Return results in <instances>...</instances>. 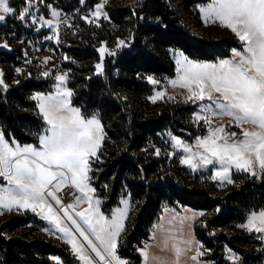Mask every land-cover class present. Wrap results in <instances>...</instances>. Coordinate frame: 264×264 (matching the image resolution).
<instances>
[{
  "label": "trees",
  "instance_id": "16d2710c",
  "mask_svg": "<svg viewBox=\"0 0 264 264\" xmlns=\"http://www.w3.org/2000/svg\"><path fill=\"white\" fill-rule=\"evenodd\" d=\"M37 1L75 17L72 29L61 31L60 42L54 49L66 59L61 66L70 71L68 86L73 91V104L84 114L96 113L105 131L97 154L100 159L92 165L98 171L97 188L102 183L109 185L108 205H115L126 191L131 196L134 210L126 221L122 241V253L129 263H140L135 247L149 239L150 228L161 213L162 204L167 202L209 213L196 222L194 231L201 245L219 263H224L220 251L226 243L241 256L240 264H259L262 258L256 247L264 246L262 240H253L254 234H232L219 229L244 223L251 212L264 210V175L258 178L235 172L236 185L218 193L210 186L187 179V170L178 168L173 161L146 150L149 142L167 130L179 134L185 117L181 111H188V115L193 111L190 106L169 111L145 98L151 92L147 75L168 78L175 74L176 65L168 49H178L195 60L215 61L229 57L231 49L242 47L227 29L210 28L216 34L213 36L210 32L198 35L191 30L181 9L189 10L210 0H178L179 4L175 0H136L132 4L111 0L107 6L109 23L128 31L131 43L115 55L105 56L102 74L96 73L95 62L100 59L98 39L104 37L91 36L93 32L100 33V29L79 17L80 12L93 8L100 0ZM24 3L25 0H11L17 11ZM47 36L48 30L28 19L22 22L8 16L0 25V40L5 38L10 46L0 49V65L9 84L6 88L0 86V131L19 144L36 145L45 133L48 125L31 96L35 92H51L55 80L29 72V76L14 84L12 70L33 56L35 51L26 43L34 49L39 45L45 49ZM32 221L41 222L34 215H10L0 221V264H54L50 255L61 256L67 264L75 263L65 245L36 234L30 227ZM17 231L21 233L13 235Z\"/></svg>",
  "mask_w": 264,
  "mask_h": 264
},
{
  "label": "snow or ice",
  "instance_id": "6c2138e0",
  "mask_svg": "<svg viewBox=\"0 0 264 264\" xmlns=\"http://www.w3.org/2000/svg\"><path fill=\"white\" fill-rule=\"evenodd\" d=\"M83 2L84 0H81V3ZM103 6V4L96 5L95 10L90 13L91 17L96 19H99L101 15L106 17V13L100 12ZM31 8V0H25L19 11L11 6V0H0V22L6 21L8 16H14L24 22L32 16ZM202 11L208 18L213 21L218 20L221 26L235 33L244 47L242 50H232L233 57H238V60H222L219 64L197 63L185 57L186 67L184 76L181 78L184 83L181 86L192 92L191 85L195 84L198 91L192 92L189 99L193 96L199 100L207 98L216 107L228 110L227 114L234 116L238 122H250L261 129L260 132L243 130V140L233 143L225 141L220 145H216L215 139L209 141L208 138L203 140L197 138L200 146L204 147L206 152H211L212 157H216L221 164V169L217 170L212 178L222 177L228 183H232L233 181L229 178V166L234 165L237 169L249 171L253 164L251 158L253 155L259 162L260 169L264 170V0H212V3ZM52 15L58 16L59 13L53 11ZM83 19L88 21L90 18L85 16ZM32 23L36 24L38 20L33 18ZM45 23L49 27L52 25L51 21H45ZM126 45L127 41L118 40L117 47ZM7 46V44L3 45V47ZM99 52L101 62L95 65L98 73L103 71L102 63L105 53L115 55V51H108L103 45ZM17 71L19 72L20 69ZM43 75L48 76L49 73L45 72ZM2 76L3 74L0 73V86L6 88ZM55 79L59 82L55 94L37 93L32 97L39 101L38 107L48 125L45 134L39 136V146H20L15 140L10 144L0 132V177H4L11 185V187L0 189V210L7 208L11 211L12 206H18L35 212L37 207L44 206L51 214L57 229L66 235H71V230L67 226H61L52 204L47 202L46 197L60 205L61 200L56 193L62 190V185L67 186L66 182L69 178L71 184L81 193H84L85 189L88 192H95V189L85 182L90 180L88 173L92 171L91 158L100 159L97 153L102 146V126L96 116L86 118L79 108L72 106L70 98L73 96V91L64 86L67 73L57 75ZM148 80L153 84L159 83L152 77H148ZM171 83L176 84V81ZM213 92L218 93L220 98L228 103H222L220 98L213 100ZM163 95L162 92L157 93V97ZM157 97H152V101L155 102ZM232 109L236 111L233 112ZM223 131V127L216 129V132ZM228 135L234 137L237 134L232 132ZM220 139L223 138L220 137ZM176 143L183 146L178 139ZM209 143L213 147H209ZM184 150L190 151L186 146ZM201 162L212 164L213 160L207 156H201ZM181 163L195 167L192 160L187 157L183 158ZM251 174L255 176L256 172L252 171ZM76 200L79 202L80 197H76ZM122 203L128 202L125 200ZM96 205H99V200L96 201ZM72 207L71 204L67 205L62 208V211L96 257L105 264H111V261H106L105 255L89 237V232L96 241L100 242L115 264H126L116 255L117 237L125 231L126 210L115 209L109 219L90 202L88 209L76 213L87 225L85 229L69 214L68 209ZM200 214L203 215V213ZM239 227L264 233V212L252 213L248 222ZM261 238L264 239V236ZM70 243L73 245V251L79 253V259L91 264L89 258L83 255V245H78L75 238ZM146 248L147 245L140 249L145 264L149 260ZM179 253L180 250L177 249V255ZM197 254L202 255L199 251ZM152 259L157 260L155 257ZM191 259L196 260V256Z\"/></svg>",
  "mask_w": 264,
  "mask_h": 264
},
{
  "label": "rangeland",
  "instance_id": "374dc122",
  "mask_svg": "<svg viewBox=\"0 0 264 264\" xmlns=\"http://www.w3.org/2000/svg\"><path fill=\"white\" fill-rule=\"evenodd\" d=\"M110 1L111 0H107V3H105V0H100L96 4V5L98 4L104 5L100 9L101 13L107 14V6ZM135 1L136 0H124L123 2L124 4H132ZM179 3L180 1L175 0V4H179ZM210 3H212V0L204 4L196 5L189 10L181 9V13L185 21L189 24L191 30L198 35H205L211 33L213 36L216 34L215 32L209 31L210 28H212V30L227 29L236 37V39L239 41V43L242 46L241 49H237V50H242L244 45L239 40V38L236 36L235 33H233L230 29L221 26L218 20L213 21L212 19L208 18L206 13L202 11V9H205ZM31 4L32 6H34L33 8H31L32 16L28 17L27 19L32 23V19L36 18L38 20V23H36L35 25H37L39 28H45V30H48V36L44 39L45 41L44 46L46 47L45 49H41L42 46L39 45L38 49H34V46H31L29 42L26 43V45L29 46V49L35 52L33 56L27 58V60L24 61L20 67H17L16 69L12 70L13 75L15 76L12 82H14V84H17L21 82L24 77L26 78L27 76H29V72H34V73L37 72L39 75L43 77L49 76L50 78H54L55 83L51 92H47V93L35 92L31 97L35 96L37 93H41L45 95L55 94L56 86L59 83L55 79V77L57 75L67 73V79L64 86L69 88L68 82H69L70 71L62 68L61 63L63 61H66V59L63 60L62 57L59 56V54L55 51L54 46H57L60 42L61 31L65 29H72L73 27L72 24L75 21V17L73 15L65 13L64 11L53 5H44V3L40 1L38 2L37 0H31ZM96 5L91 9H86L80 12L79 17L87 24H91L92 26H95L100 29L99 30L100 33L95 34L96 32L95 33L93 32L91 35L97 39L99 38V36L104 37V39L102 40L101 38L98 39V47H97L98 52L102 45L105 46L108 51H115V52L123 47H130V43H131L130 34L128 33V31H125L124 29H120L110 24L108 19V14L106 17L104 15H101L99 19H96L95 17H91L90 13L95 10ZM53 11L59 13V15L53 16L52 15ZM85 16H88L90 19L86 21L85 19H83V17ZM41 17L43 19H40ZM45 21H51L52 22L51 27H49V25L46 24ZM1 24L2 22H0V25ZM86 31L89 30L86 29ZM48 37L51 38L49 39ZM118 40L127 41V45L117 47ZM6 42L7 41L5 38L0 40V49H4V50L10 49V46ZM4 44H7L8 46L3 47ZM168 50L176 65L175 74L174 76L168 78H159L154 76L153 74L147 75L146 81L150 85L151 92L145 98L151 104H160L162 106H166L169 111H174L177 110L178 108H183L186 106L193 107V111L189 115H188V111L187 112L185 110L181 111L182 116L185 117H183L181 125L179 127L178 130L179 134H176L171 130H167L164 133H161L158 139H154L151 142H149V144L146 147V150L150 151L149 154H155L156 156L166 157L168 162L173 161V163L178 168L187 170L186 172L187 179H189L190 181H195L199 184H205L206 186H210L211 188L214 189L215 192L218 193H224L230 187L236 185V182L234 180L235 172H244L250 174L251 176H254L251 174V172L255 171L256 172L255 177L260 178L261 176H263L264 170L260 169L259 162L256 161L255 156L253 155L251 157L253 164L249 171H244L243 169H237L234 165L229 166V178L233 181L232 183H228L227 180L223 179L222 177H217L216 179L212 178L216 174L217 170L221 169V164L219 163L216 157H212L211 152H206L205 148L200 146L197 138H200V140H203L204 138H208L209 141L215 139L216 145H220L225 141H227V143H233L243 140L244 139V136L242 135L243 130H247L250 132L251 131L260 132L261 129L258 127V125H253L250 122L247 123L242 121L238 122L234 118V116L227 114L228 110L216 107L215 104H213L212 101L208 100L207 98H205L204 100H199L193 96L191 99H189V97L192 95V92L198 91V88L195 84L191 85L192 92H190L188 88L181 86L184 83V81L181 78L184 76V68L186 67L184 60L185 57H187L188 60H192L197 63L219 64V62L222 60L239 59L238 57L237 58L233 57V51H232L233 49H231L229 57L220 58L215 61H205V60L199 61L190 58L188 55L184 54L178 49L170 48ZM107 55L108 54L106 52L104 58ZM99 56H100V52H99ZM34 59L37 60L34 61ZM27 61H31V62L28 63ZM100 62H101V56L100 59L97 62H95V65ZM102 68H103V63H102ZM17 69H20V71L18 72ZM45 72H48L49 75L48 76L43 75V73ZM0 73L3 74L2 78L4 80V84L6 86L9 85L7 81L4 79L5 71L2 69L1 65H0ZM96 73L102 74L103 71L98 73L96 70ZM148 77H152L154 80L158 81L159 83L157 84L151 83L148 80ZM171 81H176V84L171 83ZM158 92H162L164 93V95L162 97H157ZM152 97H157L155 102L152 101L151 99ZM212 98L213 100H216L220 98V96L218 93L213 92ZM70 99L72 106L77 107L76 105L73 104V96ZM220 99L222 103L225 104L228 103L227 101H223L222 98ZM35 101L37 102V106H38L39 101L38 100ZM209 105H211V107H209ZM80 111L81 114L86 118H91L92 116H96L100 120V118L96 113L84 114L81 109ZM231 111L235 112L236 110L232 109ZM39 112L43 116L40 109ZM101 126H102L101 135L103 136V140H102V145H103V141L105 139V131L102 123ZM221 127H223L224 131L216 132V129ZM232 132H235L237 135L234 137H230L228 134ZM220 137H222L223 139H220ZM5 139L10 144L14 140V139H8L6 137ZM177 139L182 142L183 146L176 143ZM16 143L19 144L17 141ZM39 144H40V140L36 145L33 144H19V145L39 146ZM184 146L188 147L190 151L186 152L184 150ZM209 147H213V145L209 143ZM201 156H207L211 158L213 160V163L212 164L202 163ZM186 157L192 160V164L195 167H191L188 164L181 163V160ZM96 162L97 161L94 157L91 158L90 166L92 168V171L88 173L90 180L85 182L88 183L91 188L95 189V192H88L87 189H85V192L81 193L77 189L79 191L80 201L76 207H72L68 209V212L73 217V219H75L77 223H79L85 229H87V225L84 224L83 220L79 216H77L76 213L88 209L90 202L94 208L98 207L99 211L103 213V215L106 218L109 219L112 217L114 210L117 208L126 210L127 219L131 214V212L134 210L133 204L131 202V196L127 191L118 199L115 205H108L109 185L106 183H102L100 185V188H97L96 186L95 176L96 173H98V171L96 172L92 167V165ZM5 187H11V185L8 184V181L4 177H0V189ZM89 197H91V201H89ZM97 200H99V205H96ZM125 200L128 202L127 204L122 203V201ZM47 202L52 204L48 199ZM52 207L60 220L61 226L62 227L67 226L71 230V235H66L65 233L57 229L51 214L48 213L47 208L44 206L37 207L35 212H33L31 209L19 208L18 206H12L11 211H9L7 208L2 209L0 210V213H2L0 214V221L10 215H20L27 217H31L32 215L37 216L38 219L41 220V222L38 223L36 221H32L30 227H32L34 232L40 235L41 237H44L45 239L50 240L57 245L60 244L65 245L70 252L71 258L75 259V263L73 264H87L86 261H82L81 259H79V253L73 251V245L72 243H70V241L73 240V238H75L78 245H83V255L89 258L91 264H105V262L100 261L99 258L96 257L95 253H93L92 250L87 246L86 242L83 241V238L79 236V233L75 231V227L72 225L68 217L64 215V212L62 211V209L59 208V205L56 204L55 207L52 204ZM260 212H264V210H260L255 213L259 214ZM200 213H203V215H201ZM252 213L254 212H251L248 215L244 224L248 222V218ZM208 214L209 213H207L206 211H200L188 206H182L179 203L170 205L167 202H164L161 207V213L158 215L157 219L150 228L149 239L147 241L145 240L142 241V245L140 246L137 245L135 247L134 252L139 254L141 259L139 264H145L144 256L141 253L140 249L145 248L146 245H147L146 251L148 252L149 255V260L147 264H222L219 263L216 258L214 259L211 251L205 248L203 245H201V243L198 241L195 235L194 227L196 222H198L201 219H204L205 217L208 216ZM127 219L124 220V226H126ZM242 224L243 223L227 225L223 228H220L219 230L227 231L232 234L238 232L246 233V234H254L256 235V238L254 237L253 240H262L264 244V239L261 238L262 236H264V233H258L255 230L249 232L247 231L248 229L246 228H245L246 230H244V228L239 227V225ZM20 233L21 231H17L13 233V235H17ZM125 233H126V229L120 234L119 237H117L116 255L121 260L125 261L126 264H130L129 258L125 257L122 253V248H123L122 241L124 240ZM88 235L91 239H93V242L97 244V247L100 248L102 254L105 255L106 261H111V264H115L113 258L108 256V254L104 251L103 247L100 245V242L96 241L95 237L92 236L90 232L88 233ZM185 241H190V243H185ZM177 249L180 250L179 255H177ZM198 251L202 253V255H198L197 254ZM256 251L259 254L260 258H262V261L260 260L259 264H264V246L263 247L257 246ZM220 252L224 259L223 264H240L241 256L235 250L230 248L228 244L223 243ZM193 256H196V260L191 259V257ZM153 257L157 258V260L154 261L152 259ZM49 260H51L54 264H67L66 261L59 255H50Z\"/></svg>",
  "mask_w": 264,
  "mask_h": 264
},
{
  "label": "built area",
  "instance_id": "2783aa9c",
  "mask_svg": "<svg viewBox=\"0 0 264 264\" xmlns=\"http://www.w3.org/2000/svg\"><path fill=\"white\" fill-rule=\"evenodd\" d=\"M67 186L64 187L62 185V190L57 192L56 195L60 198L61 204L59 205V208L62 209L66 207L67 205H73V207H76L77 204L79 203L76 200V197H80L79 191L75 186L71 184V181H67ZM47 191V190H46ZM46 194V193H45ZM55 207L56 204L54 201L51 200V198L46 197ZM80 201V200H79ZM70 209V208H69Z\"/></svg>",
  "mask_w": 264,
  "mask_h": 264
},
{
  "label": "crops",
  "instance_id": "0c3cea01",
  "mask_svg": "<svg viewBox=\"0 0 264 264\" xmlns=\"http://www.w3.org/2000/svg\"><path fill=\"white\" fill-rule=\"evenodd\" d=\"M243 224H244V223H243ZM243 224H242V225H243ZM244 230H246V229L244 228ZM247 231H249V230H247ZM249 232H250V231H249Z\"/></svg>",
  "mask_w": 264,
  "mask_h": 264
}]
</instances>
